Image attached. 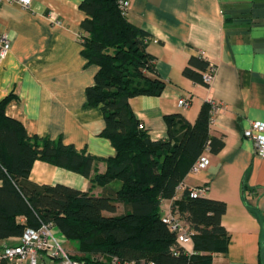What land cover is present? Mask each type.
I'll use <instances>...</instances> for the list:
<instances>
[{
	"label": "crops",
	"instance_id": "1",
	"mask_svg": "<svg viewBox=\"0 0 264 264\" xmlns=\"http://www.w3.org/2000/svg\"><path fill=\"white\" fill-rule=\"evenodd\" d=\"M83 1L32 0L26 7L3 0L0 32L9 34L12 49L0 62V102L13 96L6 114L20 121L30 136L62 138L88 155L109 159L117 151L102 136L103 111L89 106L87 99L99 67L82 54ZM125 1L128 19L151 34L148 52L167 83L160 96L130 100L152 139H167V116L180 114L194 124L204 103L218 105L212 134L225 135L226 145L217 155L206 152L209 166L190 173L179 191L181 196L185 187L204 190L205 197L227 204L223 225L231 241L227 253L215 255L212 264H261L264 225L253 209L264 218V158L244 133L252 122L264 123V0ZM201 54L215 68L210 86L184 75L190 58ZM185 98L187 108L179 104ZM97 169L104 172L106 162H98ZM31 180L103 192L92 188L90 179L43 161L34 164ZM172 202L164 201V215ZM20 241L0 243L13 246ZM180 244L194 253L192 238Z\"/></svg>",
	"mask_w": 264,
	"mask_h": 264
},
{
	"label": "trees",
	"instance_id": "2",
	"mask_svg": "<svg viewBox=\"0 0 264 264\" xmlns=\"http://www.w3.org/2000/svg\"><path fill=\"white\" fill-rule=\"evenodd\" d=\"M120 1L84 0L80 5L86 15L82 54L99 67L87 89L88 105L101 107L102 136L112 142L116 156L101 159L62 138L30 136L6 114L13 96L6 97L0 102V240L52 224L77 244L79 254L73 258L86 264H113L115 259L116 264H212L215 255L229 249L231 234L223 225L227 204L199 189L185 187L181 196L179 191L203 154L217 155L226 145L225 135L212 134L216 103H204L194 124L180 114L167 116V139H152L130 100L160 96L167 83L148 52L151 34L128 19ZM211 68L202 54L192 56L184 75L210 86L204 74ZM37 161L82 175L103 192L35 183L31 173ZM100 161L106 162L102 173ZM165 200L173 201L170 213L191 233L194 253L178 243L179 234L163 213ZM253 210L264 225L261 213ZM260 255L264 264V245Z\"/></svg>",
	"mask_w": 264,
	"mask_h": 264
},
{
	"label": "built area",
	"instance_id": "3",
	"mask_svg": "<svg viewBox=\"0 0 264 264\" xmlns=\"http://www.w3.org/2000/svg\"><path fill=\"white\" fill-rule=\"evenodd\" d=\"M14 0H7L11 2ZM26 7H30L32 0H17ZM3 0H0V8ZM122 9L127 12V3L120 1ZM83 35V34H82ZM81 35V37H82ZM12 49V41L6 32H0V62H2ZM215 73V68H211L204 74V79L211 84ZM180 106L187 108L189 100L181 99ZM218 110V105L216 104ZM247 138H251L255 143L257 153L264 158V123L252 122L249 129L244 133ZM209 166V159L203 154L194 165L191 173H196ZM198 192L204 193V190ZM165 219L170 223L173 231L179 234L178 243L191 238V233L184 224L171 213L165 215ZM66 237L52 224H44L40 229L29 228L18 245L5 244L0 248V262L7 261L9 264H86L75 260L72 255L63 247ZM117 259L113 264L117 263ZM130 264V263H127ZM133 264V263H131Z\"/></svg>",
	"mask_w": 264,
	"mask_h": 264
},
{
	"label": "rangeland",
	"instance_id": "4",
	"mask_svg": "<svg viewBox=\"0 0 264 264\" xmlns=\"http://www.w3.org/2000/svg\"><path fill=\"white\" fill-rule=\"evenodd\" d=\"M123 211H124V207L121 205L119 213H122ZM4 245H5V243H0V248L3 247ZM63 247L66 249L67 252H69L72 255V257H73V255L79 254V252L77 251V244L74 242L69 241V243L67 245L66 244L63 245ZM97 257H99V256H97Z\"/></svg>",
	"mask_w": 264,
	"mask_h": 264
}]
</instances>
